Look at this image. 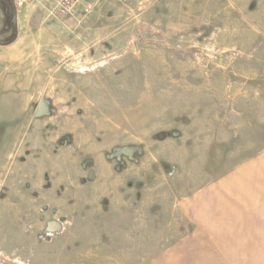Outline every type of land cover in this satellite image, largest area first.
Segmentation results:
<instances>
[{"label":"rangeland","instance_id":"rangeland-1","mask_svg":"<svg viewBox=\"0 0 264 264\" xmlns=\"http://www.w3.org/2000/svg\"><path fill=\"white\" fill-rule=\"evenodd\" d=\"M0 40V264H264V0H0Z\"/></svg>","mask_w":264,"mask_h":264},{"label":"built area","instance_id":"built-area-1","mask_svg":"<svg viewBox=\"0 0 264 264\" xmlns=\"http://www.w3.org/2000/svg\"><path fill=\"white\" fill-rule=\"evenodd\" d=\"M18 9L27 7H40L49 17L63 18L72 15L82 0H14ZM90 11V6L85 9Z\"/></svg>","mask_w":264,"mask_h":264},{"label":"water","instance_id":"water-1","mask_svg":"<svg viewBox=\"0 0 264 264\" xmlns=\"http://www.w3.org/2000/svg\"><path fill=\"white\" fill-rule=\"evenodd\" d=\"M10 2V5H11V9H12V21H13V27L16 28L17 26V8H16V5H15V2L14 0H8Z\"/></svg>","mask_w":264,"mask_h":264},{"label":"crops","instance_id":"crops-1","mask_svg":"<svg viewBox=\"0 0 264 264\" xmlns=\"http://www.w3.org/2000/svg\"><path fill=\"white\" fill-rule=\"evenodd\" d=\"M2 47H3V45H2ZM6 49L9 50V47H7ZM8 58H10V54L7 53V56H5V55L4 56H1V53H0V62L7 61V60H9Z\"/></svg>","mask_w":264,"mask_h":264},{"label":"flooded vegetation","instance_id":"flooded-vegetation-1","mask_svg":"<svg viewBox=\"0 0 264 264\" xmlns=\"http://www.w3.org/2000/svg\"><path fill=\"white\" fill-rule=\"evenodd\" d=\"M6 41H2V40H0V44L2 45V43H5Z\"/></svg>","mask_w":264,"mask_h":264},{"label":"trees","instance_id":"trees-1","mask_svg":"<svg viewBox=\"0 0 264 264\" xmlns=\"http://www.w3.org/2000/svg\"><path fill=\"white\" fill-rule=\"evenodd\" d=\"M6 44H7L6 42H5V43H2V45H4V46H5Z\"/></svg>","mask_w":264,"mask_h":264}]
</instances>
